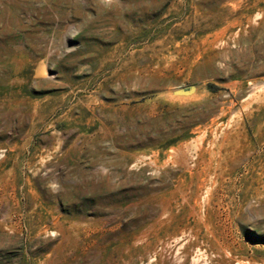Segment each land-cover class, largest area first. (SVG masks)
<instances>
[{
    "label": "rangeland",
    "instance_id": "obj_1",
    "mask_svg": "<svg viewBox=\"0 0 264 264\" xmlns=\"http://www.w3.org/2000/svg\"><path fill=\"white\" fill-rule=\"evenodd\" d=\"M0 264H264V0H0Z\"/></svg>",
    "mask_w": 264,
    "mask_h": 264
},
{
    "label": "water",
    "instance_id": "obj_2",
    "mask_svg": "<svg viewBox=\"0 0 264 264\" xmlns=\"http://www.w3.org/2000/svg\"><path fill=\"white\" fill-rule=\"evenodd\" d=\"M194 91H195V88L193 86H189L187 88L174 91L173 95H175V96H189V95L193 94Z\"/></svg>",
    "mask_w": 264,
    "mask_h": 264
},
{
    "label": "bare ground",
    "instance_id": "obj_3",
    "mask_svg": "<svg viewBox=\"0 0 264 264\" xmlns=\"http://www.w3.org/2000/svg\"><path fill=\"white\" fill-rule=\"evenodd\" d=\"M38 75L41 77H46L48 74L46 72L44 64L41 65Z\"/></svg>",
    "mask_w": 264,
    "mask_h": 264
}]
</instances>
